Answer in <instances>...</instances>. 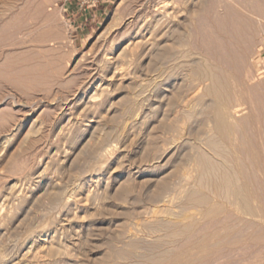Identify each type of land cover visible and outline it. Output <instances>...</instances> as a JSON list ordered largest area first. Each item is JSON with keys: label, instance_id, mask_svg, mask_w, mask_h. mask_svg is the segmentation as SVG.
<instances>
[{"label": "bare ground", "instance_id": "obj_1", "mask_svg": "<svg viewBox=\"0 0 264 264\" xmlns=\"http://www.w3.org/2000/svg\"><path fill=\"white\" fill-rule=\"evenodd\" d=\"M202 2L184 0L182 8L186 15L171 4V7L164 4L158 7L157 17L147 28V41L143 38L142 42L128 43L118 54L114 48L111 54L102 57L100 66L105 72L104 76L109 77L107 80L104 77L105 81L98 85L97 92L83 103L87 112L102 115L105 111V116L100 117L106 121L120 112L122 118H128V122L125 121L127 118L124 120V131L134 127L140 129L136 143L140 162L131 166L124 179L113 184L107 169V156L113 148L116 150V145L113 146L115 142L112 145L106 137L96 138L99 125L82 129L81 136L76 140V153L67 152L68 149L66 151L63 147L55 148L47 160L50 162L56 158L61 171L67 166L78 165L89 175L81 178L76 187L69 188V184L65 185L59 178L48 177V166L45 164L42 168L40 163L39 169L27 175L23 183L9 186L0 196V247L12 236L25 234L24 244L43 237L44 231L36 230L45 227V220H34L32 215L37 206L45 205H49L55 215H48V222L54 228L62 223L61 211L71 212L73 216L78 211L88 214L87 218L90 219L85 226L86 237L95 239L104 235L105 240L119 244L108 254L123 261V264H192L222 245L232 246L237 228L232 223H226L202 234L179 252L168 249L210 218L234 214L243 225L264 223L255 192L245 180L241 168L240 146L244 147L256 169L259 168V156L231 112L230 103L236 99L235 86L225 71L188 48L189 21L186 18L195 15ZM182 15L186 17L182 19ZM120 65L128 68H118ZM135 73L138 75L134 76ZM111 82L115 89L119 87L127 92L129 98L124 109L122 104L117 107L113 104L105 110L112 95L109 88ZM160 113L162 117L158 119ZM76 116L78 118V114ZM154 119L170 122V127L162 132L166 135L164 138L159 134L160 137L153 135ZM85 121L75 119L71 122L69 119L64 126H60L56 139L61 142L65 130L73 126L81 128ZM86 138L88 140L85 141ZM105 224L108 226L104 227ZM51 233L50 246L46 241L41 244L49 246L46 245L45 256L54 257L61 249L58 250L56 245L59 239L56 233ZM41 248L44 249V246ZM32 255L33 260L41 256L38 253ZM10 258H6L0 250V264H8Z\"/></svg>", "mask_w": 264, "mask_h": 264}, {"label": "rangeland", "instance_id": "obj_2", "mask_svg": "<svg viewBox=\"0 0 264 264\" xmlns=\"http://www.w3.org/2000/svg\"><path fill=\"white\" fill-rule=\"evenodd\" d=\"M183 2L184 0H106L98 7L99 15L96 20L84 34H80L64 12L62 0H0V196L14 183H23V179L34 174L41 164L42 168L45 164L50 168L46 167L48 177L55 176L65 185L69 184V188L76 187L81 178L89 175L88 172L78 165L67 166L61 171L57 167L56 158L51 159L54 162L48 160L55 148L63 147L66 151L68 149L67 152L76 153V140L87 126L90 128L99 125L96 138L106 137L112 145L115 142L113 146L116 145V150L113 148L107 156V169L112 183L127 176L131 166L140 162L136 145L140 129L134 127L124 131L123 124L128 122V118H122L120 112L106 121L101 118L105 116V111L102 115L87 112L83 103L109 77L104 76L105 72L100 66L102 57L111 54L114 48L118 54L128 43L142 42L143 38L147 41V28L157 17L158 7L162 4L169 7L172 5L184 13ZM199 6L195 15L186 18L190 23L187 22L188 48L225 71L230 76L233 87L235 86L236 99L230 103L231 112L259 156V168L256 169L244 147L240 146L241 168L264 215V0H203ZM185 15L181 18L184 19ZM126 67L118 66L122 69ZM137 75L135 73L134 76ZM111 84L112 82L109 88L112 95L105 110L113 104L114 107L122 104L124 109L129 98L127 92L119 87L115 89ZM73 115L75 119L87 122H83L81 128L73 126L70 130H65L60 142L55 135L69 119L71 122L75 121ZM160 116L161 113L157 118L160 119ZM101 120L103 121L100 122ZM168 123L170 124L169 121L158 122L154 119L153 135L159 134L164 138L166 135L162 132L170 127ZM117 126L118 130L122 128L119 130L121 132H118ZM87 138L85 141L89 139ZM120 145L124 151L119 148ZM41 170L40 168L39 171ZM51 213L50 206L45 205L37 206L32 215L34 220H45V227L36 231L42 230L48 235L44 234L41 239L24 244L26 235L22 234L25 236H12L10 241L7 239L8 243L6 240L2 244L5 248L1 246L0 250L5 253L6 258L13 256L8 264H123V261L109 255L110 249L115 250L119 244L105 240L104 235L95 239L86 237L85 226L90 219L87 218L88 214L78 211L73 216L71 212L61 211L62 223L54 228L48 222V215H54ZM226 223H232L237 228L233 236L234 244L229 247L222 245L192 264H264V223L243 225L234 214H224L201 222L190 235L168 249L179 252L202 234ZM51 232L56 233L60 241L56 242L58 250L61 249L62 252H58V257L45 256V251L50 246L49 237L53 235ZM82 234L84 236H80ZM43 241L49 246L41 244ZM39 245H43L44 249ZM15 246H19L18 249ZM26 248L31 252L27 253ZM31 253H38L42 257L37 256L39 259L33 260L34 255ZM23 255L26 257L22 258ZM24 258L26 259L23 260Z\"/></svg>", "mask_w": 264, "mask_h": 264}, {"label": "crops", "instance_id": "obj_3", "mask_svg": "<svg viewBox=\"0 0 264 264\" xmlns=\"http://www.w3.org/2000/svg\"><path fill=\"white\" fill-rule=\"evenodd\" d=\"M62 8L67 17L72 21L76 30L80 34H84L88 30V26L94 22L99 15L98 6L95 9L84 10L79 7L76 0H62Z\"/></svg>", "mask_w": 264, "mask_h": 264}, {"label": "built area", "instance_id": "obj_4", "mask_svg": "<svg viewBox=\"0 0 264 264\" xmlns=\"http://www.w3.org/2000/svg\"><path fill=\"white\" fill-rule=\"evenodd\" d=\"M79 7L84 10L95 9L103 5L106 0H76Z\"/></svg>", "mask_w": 264, "mask_h": 264}]
</instances>
